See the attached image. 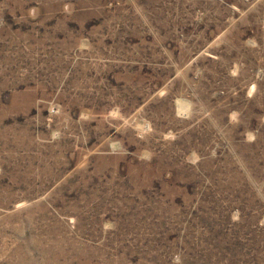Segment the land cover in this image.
Segmentation results:
<instances>
[{
  "label": "rangeland",
  "instance_id": "obj_1",
  "mask_svg": "<svg viewBox=\"0 0 264 264\" xmlns=\"http://www.w3.org/2000/svg\"><path fill=\"white\" fill-rule=\"evenodd\" d=\"M0 264H264V0H0Z\"/></svg>",
  "mask_w": 264,
  "mask_h": 264
}]
</instances>
